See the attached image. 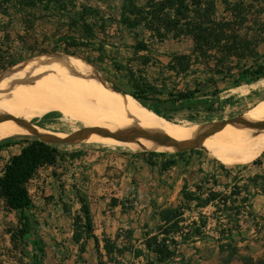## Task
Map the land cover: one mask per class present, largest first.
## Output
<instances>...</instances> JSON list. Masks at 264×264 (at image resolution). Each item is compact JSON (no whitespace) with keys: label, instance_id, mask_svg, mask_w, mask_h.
Listing matches in <instances>:
<instances>
[{"label":"trees","instance_id":"obj_1","mask_svg":"<svg viewBox=\"0 0 264 264\" xmlns=\"http://www.w3.org/2000/svg\"><path fill=\"white\" fill-rule=\"evenodd\" d=\"M106 1L104 7L103 0H0V74L6 71L0 78L26 60L52 53L83 56L93 64L110 61L117 82L108 81L115 89L181 125L184 123L174 114L183 110L199 111L204 98L219 97L223 91L221 84L228 90L264 78V51L260 50L264 45V0H222L225 6L223 15L218 14V0H145L144 3L123 0L117 15L110 0ZM114 30L121 34L120 42L112 40ZM126 33L133 35L131 45L125 44ZM167 38L177 41L190 38L193 41L190 53H174L167 62L161 63L164 73L176 80L195 77L193 86L188 83L184 88H178V85H168L166 80L149 78L147 69L156 66L151 60L152 44L164 43ZM123 48L131 49L132 55L124 56ZM85 51H96L99 56H85ZM202 74L207 78H202ZM60 115L59 110L51 111L35 121L42 124L43 120H53ZM189 119L200 123L194 115ZM20 144L25 145L19 153L9 157L0 171V200L7 210L26 214L35 208L28 186L30 180L42 167L56 166L66 153L61 149L62 144L48 143L32 134H17L1 140L0 152ZM195 152L196 149L170 154ZM148 153L152 156L169 154ZM71 155L79 154L72 152ZM263 160L264 152L253 164L264 165ZM250 180L254 183L262 180L264 185L263 174L257 173ZM185 198L197 201V204L202 201L196 191L185 192ZM79 199L82 206L80 214L74 218L76 231L73 239L79 243L82 239L93 238L100 251L88 200L84 196ZM216 199L226 201L221 193L212 192L203 203ZM162 217L166 224L171 223L172 228L185 220L181 208L168 209ZM25 221L18 233L12 232L15 246L24 241L26 252L22 264H44L46 242L39 236L36 222L29 216ZM172 232L168 227L161 228L146 239L147 247L156 255V260L148 264L165 263L174 256L173 247L177 240ZM194 232L199 233V228ZM218 241L219 264H232L240 251L235 238L222 231ZM30 243L33 252L29 250ZM84 243L81 251L85 250ZM105 249L111 260L120 264L114 255L121 256L128 248L110 245L106 239ZM139 254L140 251L136 252L137 256ZM242 259L244 264H264V256L248 255Z\"/></svg>","mask_w":264,"mask_h":264},{"label":"crops","instance_id":"obj_2","mask_svg":"<svg viewBox=\"0 0 264 264\" xmlns=\"http://www.w3.org/2000/svg\"><path fill=\"white\" fill-rule=\"evenodd\" d=\"M24 145H15L20 146L17 153ZM84 150L85 156H64L62 160L63 167L68 169V178L63 175L62 181L71 182L76 210L65 228L67 238L63 242L60 238L44 240V264H117L105 249L106 239L110 245L128 248L123 255L113 256L120 264H148L156 260V255L147 247L146 239L166 227L172 229L177 245L173 247L174 256L161 264H219L218 238L222 231L231 234L240 249L232 264H244V256H264V185L262 180H250L264 172L233 174L232 167L215 162L211 156L206 158V154L201 162L193 163L186 157L188 154L152 156L145 151L105 146ZM57 165L41 169L52 170ZM82 181L87 195L78 192ZM198 187L201 190L197 191ZM195 191L202 198L198 204L185 198V192ZM212 192L221 193L226 201L203 203ZM79 196L86 197L90 205L100 251L93 238L79 243L73 239L74 218L82 206ZM178 208L183 210L185 220L172 228L171 223H165L162 213ZM196 228L199 233L194 232ZM83 242L85 250L81 251ZM29 248L33 252V247Z\"/></svg>","mask_w":264,"mask_h":264},{"label":"rangeland","instance_id":"obj_3","mask_svg":"<svg viewBox=\"0 0 264 264\" xmlns=\"http://www.w3.org/2000/svg\"><path fill=\"white\" fill-rule=\"evenodd\" d=\"M140 3H144L145 0H138ZM233 2L234 0H229ZM113 10L116 15L120 13V7L123 3V0H110ZM107 1L103 0L102 5L106 7ZM224 4L222 0H218V14H224ZM114 42L121 41V34L114 30L113 32ZM125 44L131 45L133 40V35L131 33L125 34ZM193 47V41L190 38H186L184 40H174L172 38H167L164 43L161 44H152L151 47V60L152 63L156 64V66H151L147 69V73L150 79L157 78L158 80H166L167 84L170 86L178 85V88H184L186 84H191L193 86V80L195 77L189 76L185 80H177L173 77H170L167 73H164L165 70L161 63H165L168 61L169 57L174 53H190ZM107 50H110L108 47ZM260 50L264 51V45H261ZM121 52L124 56L129 57L132 55V50L123 48ZM54 54V53H52ZM61 54V53H59ZM62 55H71V54H62ZM85 56H90L92 58H96L99 56V53L96 51H85ZM112 55V53L110 54ZM78 56V55H75ZM44 56H37L35 58L26 60L19 64L17 69L25 64L30 63L38 58ZM89 68L86 70H82V78L88 80L96 85V87L108 91V92H117L115 91L114 86L108 81V79H112L117 82L116 72L111 67L110 61H107L105 64H93L85 59L83 56H78ZM6 72V71H5ZM3 72V73H5ZM86 72V73H85ZM204 72V71H203ZM1 73V74H3ZM0 74V75H1ZM202 78H207L206 75ZM221 89L223 90L219 97L209 96L204 98L203 101L200 102L201 108L199 111H179L174 114V117L182 120L184 125L172 122L165 117L157 114V119L161 120L165 123L166 127L171 130L188 129L190 126L197 125L198 127H205L206 130L212 123L218 122L225 119L235 118V117H243L246 113L251 110L257 108L258 106L264 104V78L258 82L242 85L238 88L226 89V85L221 84ZM208 91V90H207ZM120 92V91H119ZM123 93V92H122ZM120 95V94H119ZM124 95L130 100H137L130 98L128 94L124 93ZM141 105H143L139 100H137ZM212 104V105H211ZM144 106V105H143ZM211 106V107H209ZM147 108V107H146ZM213 108L212 110H209ZM149 109V108H148ZM151 110V109H150ZM196 116L197 120L200 123H195L190 121L191 116ZM44 115L38 114L32 116L30 119V123H33L37 128L44 130L45 132L49 131L51 133H61V134H69L76 130L82 129L87 126L85 122L80 119H74L70 116H66L63 112L59 117H56L53 120H43L42 124L37 123L35 120L37 118L42 119ZM22 118V117H19ZM25 119V118H22ZM171 125V126H170ZM175 127V128H174ZM164 133V132H163ZM17 134H30L27 132H19L10 136H14ZM9 136V137H10ZM8 136L0 138V141L7 138ZM227 141V140H226ZM224 142V141H223ZM147 143V144H146ZM139 147H132L125 144H114V143H106L89 140L88 138H82L78 143H70V144H62L61 149L65 152L64 156H70L71 151L74 150H82L78 152V154L86 155V149H94L96 147H115V148H126L129 150L135 151H155V152H174L169 146L161 145L152 142H146ZM220 143V142H219ZM20 150V146H15L13 148L4 150L0 152V171H2L6 160L13 154L17 153ZM84 150V151H83ZM233 151H228L225 153L232 154ZM264 152V151H263ZM262 152V153H263ZM262 153L259 155L261 156ZM206 154V158L209 156L214 158L215 162H223L228 166L233 168V174H241L242 171L244 174H251L252 172H264V165H254L253 161L258 158H254V160H243V161H234L232 163L225 161L219 154L210 153L208 150H205L201 147L196 148V152L194 154L188 153L186 157H190L193 163L201 162V158ZM264 162V160H263ZM85 165V164H84ZM83 165V166H84ZM68 169L66 166L63 167L62 161H60L57 165L56 169L49 170L48 168H43L30 180L28 186L30 189V193L35 205L33 211H30L26 214H23L21 211H9L7 210L4 202L0 200V264H22V258L25 256L24 249V241L21 243H17L16 246L12 241V232L18 233V231L22 228L23 224L26 222L25 218L27 216L31 217L32 220L36 222L35 228L38 231V234L41 238H43L46 242L50 241L51 238H60L61 242H63L67 237L65 236V228L68 227V223L71 219V215L76 210V202L75 198H73L72 185L70 181H67L68 178ZM225 173V172H222ZM66 175L65 181H62V176ZM54 176V178H51ZM71 178V176H69ZM84 181V180H83ZM81 182L78 192H82V194L87 195L85 192L86 184ZM66 196L67 199H64ZM52 234L54 237H52ZM32 242V241H31ZM48 244V243H47ZM30 247L32 245L30 243ZM30 250V249H29ZM53 258V257H52ZM50 258V261H52Z\"/></svg>","mask_w":264,"mask_h":264},{"label":"bare ground","instance_id":"obj_4","mask_svg":"<svg viewBox=\"0 0 264 264\" xmlns=\"http://www.w3.org/2000/svg\"><path fill=\"white\" fill-rule=\"evenodd\" d=\"M88 68L77 57L56 53L25 63L0 78V117H5L0 119V138L27 132L14 118L22 117L30 121L32 116L56 110L82 120L87 126L107 131L137 126L164 132L176 140H187L204 131L205 127L197 125L188 129L167 128L165 123L157 119V114L137 100H130L117 89V92L104 91L96 87L97 84L83 79L82 70ZM243 118L252 122L264 121V104L246 113ZM47 133L65 135L49 131ZM86 138L134 148L146 142L156 143L147 139L121 140L99 135ZM202 146L210 153H221L220 157L230 163L254 160L264 151V128L226 125L205 139ZM228 151L233 152L225 153Z\"/></svg>","mask_w":264,"mask_h":264},{"label":"water","instance_id":"obj_5","mask_svg":"<svg viewBox=\"0 0 264 264\" xmlns=\"http://www.w3.org/2000/svg\"><path fill=\"white\" fill-rule=\"evenodd\" d=\"M1 118L5 117L1 116L0 119ZM13 120L25 128L30 134L38 136L41 140L52 144L78 143L84 137H88L90 135H99L121 140L147 139L169 146L174 152L189 151L196 149L197 147L207 150L206 147L202 146V142L210 137L216 130L226 125L239 124L246 127L264 128V121L252 122L244 119L243 117H235L214 122L206 130L197 133L192 138L187 140H176L162 132L147 130L137 126L113 131L102 130L90 126L76 130L64 136H59L47 133L44 130L37 128L33 123H30L26 119L14 118Z\"/></svg>","mask_w":264,"mask_h":264}]
</instances>
